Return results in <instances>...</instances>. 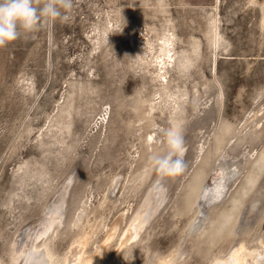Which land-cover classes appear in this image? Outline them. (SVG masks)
<instances>
[{
	"label": "rangeland",
	"instance_id": "obj_1",
	"mask_svg": "<svg viewBox=\"0 0 264 264\" xmlns=\"http://www.w3.org/2000/svg\"><path fill=\"white\" fill-rule=\"evenodd\" d=\"M66 14L0 48V264H228L242 244L236 264L263 262L264 0ZM176 125L188 167L161 178L148 156Z\"/></svg>",
	"mask_w": 264,
	"mask_h": 264
},
{
	"label": "clouds",
	"instance_id": "obj_2",
	"mask_svg": "<svg viewBox=\"0 0 264 264\" xmlns=\"http://www.w3.org/2000/svg\"><path fill=\"white\" fill-rule=\"evenodd\" d=\"M72 8L73 0H0V48L58 20L67 21L66 13ZM159 134L164 150L150 153L149 163L161 178L183 174L188 164L184 159L186 142L182 127L161 128ZM21 264H48V257L42 250L28 248L21 257Z\"/></svg>",
	"mask_w": 264,
	"mask_h": 264
},
{
	"label": "bare ground",
	"instance_id": "obj_3",
	"mask_svg": "<svg viewBox=\"0 0 264 264\" xmlns=\"http://www.w3.org/2000/svg\"><path fill=\"white\" fill-rule=\"evenodd\" d=\"M173 44V42H172V40L170 39V38H166V39H164V42H163V45H162V49L164 50V54L166 55V57H167V60H164V59H162L161 60V64L162 65H166V63L167 62H169L170 61V59L173 57V54H171V50H172V48H171V45ZM161 68H163V66H161ZM161 76H165V74H161ZM258 160L259 161H261L262 162V164H264V151H262L261 153H260V155H259V157H258ZM260 163V162H259ZM264 167V166H263ZM228 172V171H227ZM215 184H216V182H215ZM218 186V185H217ZM201 190V189H200ZM199 190V191H200ZM202 191V190H201ZM217 191V190H216ZM257 200V199H256ZM256 202V201H255ZM197 203V202H196ZM253 204H254V201H253ZM253 206V205H252ZM254 206H256V203H255V205ZM253 206V207H254ZM238 226V225H237ZM190 227V226H189ZM233 227V226H232ZM134 228V227H133ZM191 228V227H190ZM189 228V229H190ZM132 230V229H131ZM132 231H134V230H132ZM131 231V232H132ZM135 232V231H134ZM136 233H137V231H136ZM231 233V232H230ZM133 234V233H132ZM207 238V237H206ZM227 238V237H226ZM121 242V241H120ZM123 245V244H122ZM120 246V245H119ZM84 247V246H83ZM121 247V246H120ZM34 248V247H33ZM243 248H244V245L242 244L234 253H233V255L230 257V260H229V262H228V264H236V263H240V261H241V250H242V252L244 251L243 250ZM35 249H37V250H42V249H39V248H35ZM120 249V248H119ZM118 249V250H119ZM84 250V249H83ZM118 250H116V251H118ZM246 250V249H245ZM43 251V250H42ZM77 252L75 253V256L74 257H70V258H67L66 260H65V262H64V264H72V263H75V261L76 260H80V256H82L81 255V251H82V246H79L78 247V249L76 250ZM44 252H45V250H44ZM24 253H25V251L22 253V255H21V257L24 255ZM46 253V252H45ZM232 254V253H231ZM230 254V255H231ZM243 254V253H242ZM94 255V254H93ZM118 255V254H117ZM120 255V254H119ZM244 255H246L245 253H244ZM115 256V255H114ZM248 256V255H247ZM48 257V256H47ZM83 257V256H82ZM117 257H119V256H117ZM120 258V257H119ZM246 258V257H245ZM83 259V258H82ZM227 259V258H226ZM249 260H251V259H249ZM50 258L48 257V264L50 263ZM82 261V260H81ZM84 261V260H83ZM79 262V264H117V259H116V257H114L112 260H110V261H108V260H106V257L104 256V254H103V252L102 251H99V253H97L95 256H93V257H91L90 259H86V261L85 262ZM215 261H216V259H215ZM227 261V260H226ZM260 261V260H259ZM262 261V260H261ZM260 261V262H261ZM218 262V261H217ZM78 263V262H77ZM119 263V262H118ZM222 263V262H221ZM224 263V262H223ZM222 263V264H223ZM262 264H264V261L263 262H261ZM260 263V264H261ZM19 264H21V260H20V262H19Z\"/></svg>",
	"mask_w": 264,
	"mask_h": 264
}]
</instances>
